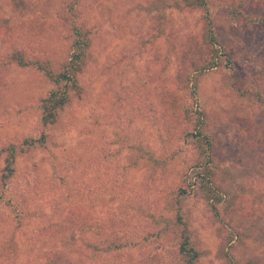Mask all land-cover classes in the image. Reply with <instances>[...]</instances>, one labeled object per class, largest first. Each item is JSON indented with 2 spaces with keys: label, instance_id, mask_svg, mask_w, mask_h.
Returning a JSON list of instances; mask_svg holds the SVG:
<instances>
[{
  "label": "rangeland",
  "instance_id": "374dc122",
  "mask_svg": "<svg viewBox=\"0 0 264 264\" xmlns=\"http://www.w3.org/2000/svg\"><path fill=\"white\" fill-rule=\"evenodd\" d=\"M205 1L0 0V149L16 146L15 172L0 180V264H183L179 212L197 264H264V26L254 21L264 0ZM74 27L87 32L88 62L43 127L41 100L57 85L10 57L60 71ZM214 55L194 101L177 74L186 58ZM198 102L220 203L198 184L181 193L197 160L185 110ZM41 134L45 146L22 145ZM72 220L99 252L80 229L58 232Z\"/></svg>",
  "mask_w": 264,
  "mask_h": 264
},
{
  "label": "trees",
  "instance_id": "16d2710c",
  "mask_svg": "<svg viewBox=\"0 0 264 264\" xmlns=\"http://www.w3.org/2000/svg\"><path fill=\"white\" fill-rule=\"evenodd\" d=\"M174 5L180 9L182 8H203L206 5L205 0H175ZM257 24L264 26V18H257ZM74 40L72 42V52L70 54L69 60L63 65L60 71L53 72L50 67L52 64L50 62H37L33 63L31 61H26L22 57L21 53H15L10 60L17 62L20 66L37 65L38 69L43 70L45 76L52 80L57 88L50 92V94L41 100L40 104V122L43 127L53 125L58 121L59 111L63 110L70 103V91L73 88H77L78 75L81 74L88 62V50L90 48L89 39L86 36V31H81L79 28L74 27ZM214 48H212V51ZM216 51V50H215ZM217 55H214L213 59L209 64L200 65L197 64L196 60L186 58L180 71L177 74V83L183 84L190 91L191 96L197 101V87L200 80L206 72L211 71L213 67L219 65L220 63L215 62ZM41 65V66H40ZM189 67V68H188ZM187 85V86H186ZM78 89V88H77ZM81 95V92H79ZM167 92L164 93L163 103L169 104V112L175 114L176 104L174 101H167ZM81 97V96H79ZM186 116L192 118L194 121L193 130L188 132L187 136L189 141L193 143V146L197 147L196 151V164L193 166V170L188 179V184L190 189L181 190L184 195H189L193 192L192 187L199 185L200 191L206 196L209 201L220 203V197L216 196L214 188L211 186L210 178L213 173V161L211 159L212 143L211 137L203 129V124L205 122V114L201 109L199 102L195 104L192 108H186ZM47 135L41 134L37 138L25 139L22 145L26 146L29 151L35 146L43 147L47 143ZM16 152V146L9 145L5 148L0 149V155H4L3 161L5 167L3 173L0 177L1 183L4 185L13 176L14 170V155ZM188 188V187H187ZM216 196V197H215ZM1 200V196H0ZM8 205H10V200H6ZM177 221L175 222L178 229V240L177 248L178 253L183 261V264H197L198 252L195 248L194 242L191 238L190 231L187 228V223L185 222L183 215L180 212L177 214ZM72 230L75 233L77 230L84 231L83 235L87 236L86 244L88 248H93L99 252V248L93 244V239L88 237L91 233V228L84 221L74 220L69 223L65 222L58 226V232ZM94 233V232H93ZM92 233V236H94ZM82 235V236H83ZM98 235V234H97ZM115 247V246H114ZM235 264V263H233Z\"/></svg>",
  "mask_w": 264,
  "mask_h": 264
}]
</instances>
